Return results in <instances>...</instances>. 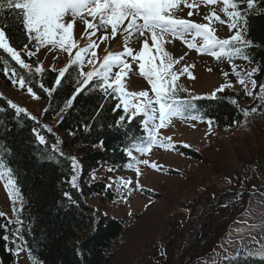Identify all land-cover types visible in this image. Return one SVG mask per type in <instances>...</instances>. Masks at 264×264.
<instances>
[{
	"label": "rangeland",
	"instance_id": "1",
	"mask_svg": "<svg viewBox=\"0 0 264 264\" xmlns=\"http://www.w3.org/2000/svg\"><path fill=\"white\" fill-rule=\"evenodd\" d=\"M188 3L192 1L188 0ZM180 6L178 4L176 9L180 10ZM199 9L200 13L193 9L194 16L198 19L208 16L207 6ZM173 11L176 14L175 9ZM86 18L90 21L92 19ZM221 26L217 25L219 34H224L225 31L228 36L235 34L236 29L229 25L224 26L226 29ZM72 34L78 48L96 41L97 60H102L106 49L112 53H115V49L119 53L125 47L124 37L118 34L116 38H111L110 28L107 31L109 39L104 42L99 40L100 36L105 35L103 29L89 38L83 22L79 20L74 22ZM141 43L142 40L132 39L128 46L139 51ZM202 43L201 39L197 45ZM175 44L164 45L169 54L164 59L165 62L169 58L179 61L173 65L172 70L180 73L177 82L182 90L197 95L211 93L222 85L235 89L236 92L242 89L248 96V115L244 114L242 123L237 127L219 129L210 127L206 122L195 124L171 118L164 127L156 130L158 141L170 138L165 141L164 146L154 144L150 151L140 153V156L133 151L137 161L147 160L148 164H133L131 175L128 173L130 169L114 170L107 177L106 183L116 195L112 200L102 202L98 196L87 197V203L103 215L124 221L123 235L113 246L114 255L110 264H182L188 259H191L188 264H226L228 256L255 253L264 248V190L253 188L255 185L264 186V91L261 89L264 82L254 89L252 79L248 76L253 70L252 66L237 57L229 60L227 56H222L212 61L209 57L199 58L190 54L187 49H175ZM75 51L73 49L70 56L58 45L49 44L41 46L35 56L39 65L42 63L60 70L74 56ZM89 59H93L90 53L80 68L84 73L94 67L87 62ZM125 59L131 65V71L124 80L127 91L147 90L149 96H152L150 85L147 80L143 82L144 78L138 72V62H133L131 57ZM185 65L189 67L187 71H182ZM233 66L240 73L239 76L233 71ZM116 71L119 68L113 69L112 79L115 78ZM240 79H244L245 84H240ZM0 92L30 114L39 115L44 101L28 91L21 92L19 87L8 88L1 83ZM129 100L135 102L133 97H129ZM252 109L256 111L253 112ZM61 113L62 111L59 114ZM56 121L54 119L52 122ZM175 142L195 148L200 156L199 161L173 153L170 149ZM152 163L157 164L159 170L152 169ZM136 167L139 168V176L136 174ZM165 170H176L181 174L163 172ZM107 171V166L100 165L92 170L91 180H100ZM122 179L132 181L128 189L121 186ZM137 182L140 188L151 189L149 191L157 197L153 200L142 193L137 194ZM5 185V179H0V213L8 217V198H14L15 193L12 192L10 197V190ZM239 198L237 207L216 213L210 218L209 224L205 225L213 209ZM180 211L185 215H179ZM199 237L200 241L197 243ZM17 248L18 245L14 251L15 264H32L25 251Z\"/></svg>",
	"mask_w": 264,
	"mask_h": 264
},
{
	"label": "trees",
	"instance_id": "2",
	"mask_svg": "<svg viewBox=\"0 0 264 264\" xmlns=\"http://www.w3.org/2000/svg\"><path fill=\"white\" fill-rule=\"evenodd\" d=\"M2 2L0 28L4 29L9 43L21 51L22 59L32 71L0 50V79L10 84L12 79L25 78L36 96L47 102L41 122L62 113L52 134L40 122L12 112L0 96V152L3 154L0 158L12 169V178L19 190L18 194L15 191L16 203H11L14 219L7 221L0 215V264H14L15 243L38 264H110L123 223L93 211L84 203V198L92 194L102 196L101 199L112 196L103 180L90 182V172L100 162L111 167L126 165L128 158L123 149L130 147L132 140L143 138L141 117H133L129 123L128 114L116 107L115 95L101 91L96 81L77 93L82 76L75 65L59 85L55 83L54 71L43 68L42 73H35L37 61L28 55V51L34 52L35 42H30L17 14L7 9V0ZM236 2L247 20L244 39L251 41L252 47L246 52L255 69H259L253 76L259 84L264 78V0H255L251 9L246 0ZM26 45L28 49L24 51ZM242 95L232 91L219 93L215 101L208 103L204 114L217 126H237L242 121L247 99ZM121 116L125 120L120 121ZM60 134L65 140L58 139ZM73 152L80 163L75 186L70 181L74 174ZM180 152L200 159L190 149L180 148ZM228 264H264V258L239 256L229 259Z\"/></svg>",
	"mask_w": 264,
	"mask_h": 264
},
{
	"label": "snow or ice",
	"instance_id": "3",
	"mask_svg": "<svg viewBox=\"0 0 264 264\" xmlns=\"http://www.w3.org/2000/svg\"><path fill=\"white\" fill-rule=\"evenodd\" d=\"M182 0H7V9L16 13L17 18L21 20L23 29L29 37L30 42L34 41L37 49L43 45L59 46L62 50L67 51L72 56L73 49H76L74 56L69 60V63L60 69L57 76L56 84L59 85L61 79L65 76L66 72L72 66H79L82 68L85 57L91 54L93 59L87 62L93 64V69L87 73L83 71L80 75L84 77L81 83V88L77 89L79 93L84 86L89 85L91 82L96 81L97 87L101 91L111 89L112 93L120 101L116 105L117 108L123 107L124 112L127 114L129 123L133 117L138 115L143 116L142 132L145 134L139 141L132 140L130 147L124 148L129 157L130 163L127 167L132 168L133 162L136 164H148L147 160L137 161L133 156V151L144 154L151 150L154 144L160 143L164 146L165 141H158L156 130L164 127L166 122L173 116H183L190 109L195 111L191 106L190 101L180 100L176 97L178 86L176 81L180 75L173 71V65L179 63L178 60L168 59L165 62L164 57H168V53L162 48L165 34H170L175 38L181 39L189 48H195L198 52H207L209 55L219 59L222 56H227L229 60L233 57H241L245 60L250 58L247 55L246 49L252 47V42L244 39V31L240 27L239 22L247 20L244 14L239 10V5L236 0H223L225 5L224 12L231 19L229 27L236 29L234 35L228 39H218L215 35V30L210 27L212 20L219 21V16L210 13L205 19L209 20L208 24L194 23L190 19L176 18L174 9ZM185 6L188 8H197L199 5L195 0L191 4L187 0H183ZM217 0H202L203 4H213ZM249 9L255 5V0H246ZM4 3L0 0V10H3ZM232 10L229 11L228 9ZM193 15L192 11L188 12V16ZM71 17V19H69ZM86 17H91V21ZM77 20L82 21L86 35L94 36L101 29L105 30V35L100 36L99 40L104 42L109 39L107 31L110 28L111 38H116L117 35L124 37V50L119 53H112L106 51L102 60H97L96 49L98 44L96 41H91L87 46L78 48L73 40V27L74 22ZM186 33L194 34L202 38L203 43L197 45L192 41H184L183 37ZM150 37V40H149ZM132 39L142 40V46L139 51H135L129 47V41ZM235 42V44L233 43ZM28 46H25L24 51H27ZM0 50L8 54L12 60L21 65L31 72V66L22 59L21 51L13 47L6 36L3 28H0ZM153 50H155L153 52ZM33 53L28 51V55ZM125 57H131L133 62H138L136 67L139 74L147 80L150 85L152 96H149L147 90L140 92H128L124 83L128 72L131 71V65ZM183 58L181 57L180 60ZM159 60V63H157ZM189 66L185 65L182 71H187ZM114 68H119L115 72V78L112 79ZM42 66L35 67V73L43 72ZM233 71L237 76L240 75L233 66ZM259 69H253L248 73L252 77ZM8 70L5 69L7 74ZM227 75V74H225ZM15 76V73H13ZM11 78V77H10ZM240 84H245L244 79L238 81ZM12 83L19 84L20 88L27 87V91L35 97L32 87L27 85L24 77H20L18 81L12 79ZM253 88L256 87V81L252 80ZM222 85L217 91H222ZM264 91V86H261ZM45 91H48L45 89ZM251 95V93H248ZM213 98L215 93L212 94ZM129 97L135 98V102H130ZM235 103V101H233ZM70 103V101H69ZM8 104L16 109L17 112H26L25 109L20 108L18 104L8 100ZM253 112L256 109H252ZM248 115L247 111L244 113ZM191 119H200L202 117L191 116ZM125 120V116H121L120 121ZM120 121L117 122L119 125ZM158 121V123H157ZM209 124L211 121L209 120ZM166 140L170 138H165ZM41 143L44 142L43 137H40ZM187 147V145H185ZM174 147V146H173ZM63 155V153H61ZM73 162V170L76 169V159L71 158ZM152 168L159 170V166L155 163L151 164ZM137 176H139V168H135ZM7 175L6 188H11L18 194L16 188V181L12 178V169L8 167L2 158H0V179H4ZM76 177H72V184L75 186ZM132 181L121 182L124 189H128ZM136 188H140L139 183L135 184ZM10 197L12 191L9 192ZM65 195H68L67 193ZM19 198V196H17ZM70 198V197H69ZM16 203V200L13 201ZM22 207V205H21ZM98 223V222H97ZM252 255L264 256V248L257 250Z\"/></svg>",
	"mask_w": 264,
	"mask_h": 264
}]
</instances>
